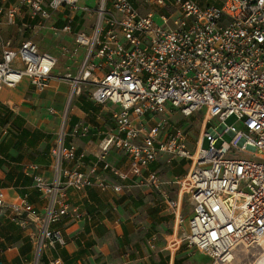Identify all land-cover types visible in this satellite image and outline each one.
<instances>
[{
  "label": "built area",
  "instance_id": "1",
  "mask_svg": "<svg viewBox=\"0 0 264 264\" xmlns=\"http://www.w3.org/2000/svg\"><path fill=\"white\" fill-rule=\"evenodd\" d=\"M79 1L0 0V19L13 24L25 10L24 26L35 34L53 14L67 11L56 30L72 35L82 57L76 74L59 78L71 96L84 88L91 101L118 106L111 113L115 132L102 139L100 159L116 148L131 162L125 170L104 162L102 170L161 192L158 175L143 171L161 154L187 159L189 168L176 183L191 214L184 220L181 200H168L176 223L172 246L180 243L177 229L185 222V245L205 254L209 264H236L240 255L248 264H264V0H96L93 9ZM78 12L92 16L87 29H75ZM56 65L32 36L17 46L0 41V91L23 79L43 91ZM202 110V132L190 150L186 131L169 128L168 119L174 111L189 117ZM230 116L236 125L225 123ZM224 133L232 137L219 142ZM62 137L50 150L51 181L37 164L25 170L48 199L43 212L25 197L8 202L0 189V207L7 206L14 220L38 224L32 264H63L58 257L40 259L43 249L65 244L56 225L77 216L58 196L62 185L76 191L123 188L98 175L96 164L88 171L65 167L75 147Z\"/></svg>",
  "mask_w": 264,
  "mask_h": 264
},
{
  "label": "crops",
  "instance_id": "2",
  "mask_svg": "<svg viewBox=\"0 0 264 264\" xmlns=\"http://www.w3.org/2000/svg\"><path fill=\"white\" fill-rule=\"evenodd\" d=\"M66 12L63 9L53 14L47 22L49 27L59 29ZM20 18L24 19L22 24L28 22L25 10ZM91 22V15L78 12L75 29H87ZM10 34L14 33L6 31L8 38ZM44 36L52 40V45L45 50L38 47L39 51L55 56L57 61L61 58L59 46L73 40L71 34ZM25 38H18V44ZM55 72L43 91L35 90L27 79L0 91V189L6 200L25 197L37 211H44L48 199L35 189L25 170L30 164H37L44 179L51 181L54 174L50 150L62 136L64 145L75 147V157L64 162L65 167L88 171L96 164L98 175L123 188L118 192L98 187L76 191L62 185L58 196L77 216H65L56 225L65 244L43 249L40 259L46 262L58 257L63 264H173L178 258L173 253L178 244L172 246L171 241L176 223L167 203L182 200L176 181L187 172L189 161L161 154L150 163L143 174L155 172L161 192L148 185H130L131 179L120 182L104 172V162L121 170L131 163L126 153L116 148L109 149L100 159L102 139L115 132L111 113L118 106L91 101L86 89L71 96L69 84ZM187 210L184 212L182 204L184 220L191 214ZM37 234L36 222L14 220L7 206L0 207V264H32Z\"/></svg>",
  "mask_w": 264,
  "mask_h": 264
},
{
  "label": "rangeland",
  "instance_id": "3",
  "mask_svg": "<svg viewBox=\"0 0 264 264\" xmlns=\"http://www.w3.org/2000/svg\"><path fill=\"white\" fill-rule=\"evenodd\" d=\"M79 4L86 5L93 9L95 7L96 0H86V1L81 0L79 1ZM22 14H23V11L21 15ZM21 15L16 16L15 22L13 24H7L4 22L3 19H0V41L2 40L5 41L6 39L12 38L11 42L14 45H17L18 40H19L18 38H20L21 40L22 38L32 36L33 41L36 42L39 49L45 50L47 46L52 45V42H51L52 40L45 37L44 36L45 34L51 37L52 36L61 37L63 35H68V33L66 32L56 30L57 29L56 27L50 28L49 27L50 25H48V23H46L47 26L45 28L38 30L35 34H32V29H28V28L25 29L24 24L21 23L24 21V19L20 18ZM155 19L158 23H160L158 15H155ZM6 31H11L14 34L8 35L10 37L8 38L6 36ZM74 48H75V44L73 40L69 42H64V44L59 46V51L61 52V58H58L55 70H53V71H56L55 73H60V75L65 72H70L72 75L76 74L78 65L82 57V50L77 49V51H75ZM83 91H84V88H82L81 93H83ZM202 114H203V110L200 112L199 111L194 112L189 117H184L178 111L176 112L174 111L171 114V116H169L168 123L170 124V126L168 125V127L170 128L171 126H176V127L183 128L186 131L187 145L188 147H190L189 148L190 150H194L193 147L195 146V142L198 136L202 132L203 121H204ZM236 122L237 121L235 120L234 116H230L225 120V123L227 125H231V124L236 125ZM212 123L217 124V121L216 120L212 121ZM231 137L232 136L230 134L224 133L222 134V137L219 138L218 140L219 142H222L223 140L227 142L229 141ZM203 145L204 146L207 145L206 138L203 142ZM187 199H188L187 195L183 194L181 202L183 204L184 212H188L187 209L191 210V205ZM186 230H187V227L185 225V222H183L182 225H180V227H178L177 229L180 235V238L182 236V239L180 243L178 244V247H176L175 251H173V253H175L174 256H177L178 257L177 259H180V261L182 262L181 264H208L209 258L205 254H203L202 252L198 250L188 248L185 245V241L183 238H184Z\"/></svg>",
  "mask_w": 264,
  "mask_h": 264
},
{
  "label": "bare ground",
  "instance_id": "4",
  "mask_svg": "<svg viewBox=\"0 0 264 264\" xmlns=\"http://www.w3.org/2000/svg\"><path fill=\"white\" fill-rule=\"evenodd\" d=\"M249 251H250V256H251V258H252L253 256H255V254L252 253V252H255V251H256L254 248H251ZM240 257H241V255L238 257V261H236V264H248V263L245 262V261L239 260Z\"/></svg>",
  "mask_w": 264,
  "mask_h": 264
},
{
  "label": "trees",
  "instance_id": "5",
  "mask_svg": "<svg viewBox=\"0 0 264 264\" xmlns=\"http://www.w3.org/2000/svg\"><path fill=\"white\" fill-rule=\"evenodd\" d=\"M60 28V27H59ZM182 262L180 261V259H174L173 264H181ZM209 264V261H208Z\"/></svg>",
  "mask_w": 264,
  "mask_h": 264
}]
</instances>
